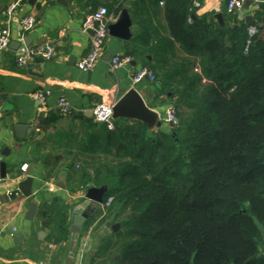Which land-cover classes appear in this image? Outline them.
I'll return each mask as SVG.
<instances>
[{"label": "trees", "instance_id": "obj_1", "mask_svg": "<svg viewBox=\"0 0 264 264\" xmlns=\"http://www.w3.org/2000/svg\"><path fill=\"white\" fill-rule=\"evenodd\" d=\"M192 1L132 2L140 31L126 56H152L178 122L170 133L139 121L104 126L102 153L115 154L79 171L88 180L92 170L94 185L107 186L104 201L113 198L101 221L116 205L112 222L126 227L103 235L101 264H264V9L254 12L258 33L245 50L247 26L235 12L220 23L190 10ZM51 210L42 216L60 240L67 209Z\"/></svg>", "mask_w": 264, "mask_h": 264}, {"label": "crops", "instance_id": "obj_2", "mask_svg": "<svg viewBox=\"0 0 264 264\" xmlns=\"http://www.w3.org/2000/svg\"><path fill=\"white\" fill-rule=\"evenodd\" d=\"M12 1L0 0V25L10 30V42L19 43L16 49L8 47L0 52V162L5 163L3 177L0 170V264H101L106 256L95 257V253L103 235L109 232L106 221L113 223L118 207L115 205L109 218L102 222L113 201L104 204L107 186L94 185L92 170H88V180L79 171L87 161L97 159L98 165V160L111 158L115 150L102 153L107 149L103 130L107 125L96 121L91 109L100 103L113 104L129 88H135L146 105L162 117L171 92L162 91L157 80L133 82L132 75L139 68L152 70L154 61L149 54L130 56L129 63L114 69L109 65L113 55L128 54L132 38L140 31L130 12L133 0H120V9L109 11L110 24L122 9L128 10L131 37L121 39L108 33L102 57L89 70L76 65L90 45L91 30L85 29L84 21L99 6L109 7L112 0H20L8 15L6 9ZM197 1V14L215 17L221 13L223 18L227 13V0ZM146 9L152 12L149 3ZM263 9L264 0H245L235 13L237 20L248 27L244 16L252 15L254 24V12ZM27 15L34 16L35 25L25 31L21 21ZM158 19L151 17L153 23ZM42 44L54 47L52 58L33 57L23 66L16 63L21 49ZM45 89L50 94L44 100L34 96L36 91ZM61 97L71 105L64 114L58 108ZM135 124L136 120L113 118V128H107L111 131ZM170 127L162 122L160 127L147 129L170 133ZM27 176L32 177V194L9 198L7 193ZM102 186L106 187L103 202L89 213L78 232H71L74 208L80 212L89 210L87 188ZM31 203L36 205V211L29 220L25 214ZM79 205L83 207L80 209ZM61 206L67 209L68 231L59 240L42 214L52 208L51 215ZM16 236L18 241L14 240Z\"/></svg>", "mask_w": 264, "mask_h": 264}, {"label": "built area", "instance_id": "obj_3", "mask_svg": "<svg viewBox=\"0 0 264 264\" xmlns=\"http://www.w3.org/2000/svg\"><path fill=\"white\" fill-rule=\"evenodd\" d=\"M245 0H227L226 2V10L228 13L236 12L241 9ZM20 0H14L9 3L6 9V13L11 14ZM199 6V2L197 0H193L190 10L196 9ZM111 15L106 6L101 5L90 14H88L84 21L85 29L91 30L90 34V45L89 50L84 57H82L76 63L77 67L81 70H89L92 69L97 61L102 57L105 39L108 35V25L110 21ZM23 30H29L35 25V18L33 15H27L21 21ZM247 32L249 38L246 40L244 49L247 50L249 45L251 44V37L258 33V29L254 24H251L247 27ZM264 34V30L261 31ZM10 43V30L0 25V52L7 49ZM55 49L50 44H42L36 46H27L21 49L16 56V63L19 66H23L26 62L33 57H42L45 59L52 58L55 55ZM130 58L128 56H119L113 55L110 59L109 65L112 69L122 65L129 63ZM147 79L149 81H156V76L154 72L147 68L141 67L134 72L132 75V80L134 83H139L142 80ZM50 94L49 89L39 90L34 93V96L40 100H44L45 97ZM114 104V103H113ZM113 104L100 103L94 106L91 109V113L96 121L104 122L109 129L113 128V117H112V106ZM58 108L61 113H67L71 109L70 103L63 97H61L58 101ZM162 121L166 124L172 123L175 125L177 123L175 117V110L172 105H169L164 115L161 117ZM112 197H108L104 204L107 206L111 203Z\"/></svg>", "mask_w": 264, "mask_h": 264}, {"label": "water", "instance_id": "obj_4", "mask_svg": "<svg viewBox=\"0 0 264 264\" xmlns=\"http://www.w3.org/2000/svg\"><path fill=\"white\" fill-rule=\"evenodd\" d=\"M240 14V13H239ZM243 15V12L241 13ZM194 16V15H193ZM216 19L223 23V18L221 13L215 15ZM246 24L250 26L252 24V15H245ZM131 18L127 9H122L118 15V18L115 22L108 25V33L114 37L121 39H128L131 37L130 25ZM24 43L26 41L24 39ZM14 44L16 46H14ZM19 43L16 41H11L9 47L17 48ZM109 56V55H108ZM112 117L113 118H126L139 121L143 123L149 130H153L156 127L162 125V119L159 113L148 107L141 96V94L135 88H129L125 93H123L117 101L112 106ZM173 126L172 123L169 124ZM22 125H18V129H22ZM5 168V163L0 162L1 176L3 177V170ZM106 190L105 186L102 187H89L85 193L87 204L89 205V210L87 212H80L78 207H75L73 210V218L70 224L71 232H78L83 221L88 217L89 213L94 211L97 207V204L103 202V193ZM32 194V177L27 176L23 180L17 183L16 188L12 189L7 193V196L11 199L15 198L18 195H23L29 197ZM85 204V203H84ZM83 204V205H84ZM83 205H79L80 209ZM36 211V205L31 203L26 211L25 218L32 220L34 218ZM136 213L132 212L131 216H135ZM106 225L110 228L112 232H117L120 228L126 230V227H121L120 222L111 223L106 221ZM19 237H14L15 241H18ZM118 255L116 254L113 257V261H116ZM106 264H112L108 262Z\"/></svg>", "mask_w": 264, "mask_h": 264}, {"label": "rangeland", "instance_id": "obj_5", "mask_svg": "<svg viewBox=\"0 0 264 264\" xmlns=\"http://www.w3.org/2000/svg\"><path fill=\"white\" fill-rule=\"evenodd\" d=\"M195 71H198V68H196ZM175 99H176V97H175L174 99H172V98H171V99H170V98H167L166 101H165V100H164V101L168 104V106H169V105H172V106L174 107V110H175V117H176V120H177V122H178V116H177V114H176V107L174 106V103H173ZM181 110L186 111V112H187V111L189 112V109H188L187 107H185V106L181 107ZM109 159H111V158H109ZM101 226H103V225H101ZM108 230L110 231V228H109V227H108ZM118 235H119V236H118L117 240H120V239L123 240V239H124V238H123L124 236H123L122 234H120V232H119ZM97 237H98V236H97ZM97 237H95V238H97Z\"/></svg>", "mask_w": 264, "mask_h": 264}]
</instances>
